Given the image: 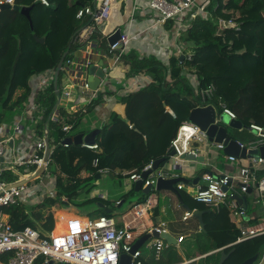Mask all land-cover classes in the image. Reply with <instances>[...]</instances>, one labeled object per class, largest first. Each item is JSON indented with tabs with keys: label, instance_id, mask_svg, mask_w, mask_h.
<instances>
[{
	"label": "trees",
	"instance_id": "16d2710c",
	"mask_svg": "<svg viewBox=\"0 0 264 264\" xmlns=\"http://www.w3.org/2000/svg\"><path fill=\"white\" fill-rule=\"evenodd\" d=\"M48 1L50 6L46 7L40 0H15V6L31 8L30 20L20 11L0 12V132L8 115L23 112L35 104L38 109L31 119V127L42 137L48 124L53 151L50 166L56 175L55 197H47L33 208L22 205L5 210L16 230L33 227L43 236L58 234L71 218L59 211L77 205H106L103 200L87 198L90 184L100 175V170H109V174L119 171L131 178L133 174L143 175L151 163L165 159L174 149L173 143L184 123L189 121L191 112L202 106L188 76L196 78L198 90L215 85V107L224 103L243 124L242 131H230L233 140L247 146L256 139L248 128L256 125L264 129V0H197L198 7L193 8V14L199 6L206 2L208 5L180 36L184 59L174 56L166 65L155 56H140L133 50L122 58L127 67L126 78L143 73L152 80L147 87L129 95L101 90L78 109L75 107L77 96L73 95L69 103L63 99L65 72L61 71L58 81L61 101L56 119L49 123V115L58 101L54 82L39 93L33 79L48 72L55 74L66 53L64 66L76 59L79 49L73 48V40L88 24L87 20H78L76 15L94 0ZM221 20H232L235 28L224 27ZM240 23H243L242 30L237 32ZM168 26L171 27V23ZM95 41L98 47L105 46L106 39L96 37ZM85 48L88 47H82ZM111 96H116L124 110L122 113L112 110L105 121L99 120L98 110L106 102L105 98ZM68 126L71 127L69 133L64 131ZM99 129V152L77 145L61 147L68 137L87 135ZM221 166L227 167L225 161H221ZM257 176L263 178L264 171ZM19 180L20 177L12 176L11 181ZM135 190L134 184L123 198H133ZM179 192L184 205L192 210L208 211L204 216L205 231L195 239L198 256L238 240L240 233L230 223L226 211L209 212L184 190ZM155 193L157 191L152 189L142 195L136 205L146 202ZM82 197L85 200L79 201ZM98 212L89 216L112 218L104 209L99 208ZM232 251L224 264H243L256 255L260 257L264 253V235L231 246L225 253ZM221 254L209 255L199 263L220 264ZM8 258L5 255L2 261L7 263ZM35 264H44V261L39 259Z\"/></svg>",
	"mask_w": 264,
	"mask_h": 264
},
{
	"label": "built area",
	"instance_id": "2783aa9c",
	"mask_svg": "<svg viewBox=\"0 0 264 264\" xmlns=\"http://www.w3.org/2000/svg\"><path fill=\"white\" fill-rule=\"evenodd\" d=\"M117 1L94 0L92 5L82 7L77 12L76 18L78 20H87L88 24L74 38L73 48L84 51L93 48L98 44L95 41L96 37H102L108 41V38L117 31V29L111 32L108 31ZM40 2L46 7L50 6L48 0H40ZM4 5L15 6V0H0V6ZM207 5L208 2L203 6H199L193 14V8L198 7L197 0H150L147 6L148 13L155 15V17L152 19V24L141 32L135 31L137 14L136 8H134L133 13L118 28L121 30L120 39L113 45L108 43L107 52L112 57L113 62L105 68L106 78L102 81L100 89L96 92L91 91L88 84V76L86 73H82L84 69L87 71L92 62L88 61L87 65L80 67V64L75 60L68 61L62 67V71L65 72V80L68 78L67 84L63 87L65 98L70 100L75 89L77 93L91 92L90 100L95 98L99 91H105L104 85L111 78V71L123 64L122 58L131 51V46L142 34L145 32H157L160 27L171 23L175 39L180 41V36L188 29L191 20L203 13ZM227 22L233 24L232 20ZM221 23L224 26L226 21L221 20ZM83 46L88 48L82 49ZM176 47H178V51H181L182 43L180 42ZM162 52H164V49L158 51L157 54L160 55ZM165 52H167L166 49ZM189 60H191L190 57ZM81 74L84 77H80ZM188 77L196 87V95L200 98L201 107L213 106L215 108L217 124H220L222 114L227 115L230 121L238 120L235 113L227 108L224 103H220L219 107H215L213 103L217 91L215 85H211L205 90H198L199 83L196 78L193 76ZM54 78L55 74L53 72L35 77L33 83L36 91L40 93L46 89L48 85L54 82ZM151 82L152 80L143 73L129 77L126 80L123 92L129 95L147 87ZM37 109L38 107L34 104L33 106H28L24 111L33 118ZM54 119L55 117L52 120ZM22 120L23 118L20 117L18 124L15 126V132L20 135V141H16L14 134L6 126H3L0 132V160L3 159L0 161V264H35L39 259H43L44 264H120L121 256L130 254L133 251L138 238L154 233L158 237H153L154 244L151 249L154 250L155 259L159 260L161 253L168 247L167 242L161 236L167 234L168 231L166 223L158 225L146 224V221L151 219L155 207L150 199L144 203L132 206L123 213L121 216L122 225H119L113 218L106 216L96 218L73 216L67 222L66 231L58 235H54L53 232L48 236H43L33 227H25L22 230L14 228L9 215L5 211L7 208L37 205L44 198L55 197L56 195V178L45 175L50 164L49 162L48 165H45L47 149L45 137L46 135L49 137L48 124L42 137H38L34 131L32 139L28 141L24 137L25 129L22 127ZM184 126L193 129V134L186 143L185 154L194 155L196 158L204 157L206 160L207 156H214V152L225 150L223 143L210 141L207 132L202 131L201 128L190 121L185 122ZM243 129L244 126L239 131ZM70 130L71 127L69 126L64 128L67 133ZM248 130L256 139L247 146L238 141L241 148L246 149L247 153L264 146V137L261 135L264 129L260 126L252 125ZM82 147L95 152L100 151L97 140L94 145L83 144ZM173 159L169 170H178L179 166L183 170V165L178 164L180 161L183 163L185 160H182L178 154ZM226 159L231 165L237 167V171L233 174H223L217 177L206 174L204 176L206 185L194 187L190 190V195L195 202L205 205L212 211L220 213L222 210H228L234 218L242 221L247 216V210L233 197L242 198L252 190L257 202L264 198V177L258 178L257 176L258 172L264 171V159H255L254 157L241 159L229 155L226 156ZM209 160H213V158L210 159L208 157ZM244 161L251 162V166L244 165ZM95 165H97V161ZM152 168L153 163L146 167L143 172L150 171ZM41 169L44 170L40 176L27 182ZM28 172L30 174H27ZM99 174H109V170H100ZM13 175L20 177V180L11 182ZM167 175L168 173L163 168L153 171L148 179L144 181V187H154L159 178H166ZM142 179L140 174L131 175V180L133 181L138 182ZM48 180L53 186H51L50 193L43 197L38 193V186L34 188L30 185V183L35 181H39V184L43 185ZM183 189V185L178 186V190ZM100 198L104 199L106 197L100 195ZM28 213H30L29 210ZM192 217L193 211L186 212L184 220ZM238 228L240 235L232 246L264 235V225L239 226L238 224ZM182 241L183 237L178 239V243ZM5 255L9 256L7 263L2 261ZM132 264H145L141 249L137 250L133 255ZM255 264H264V253Z\"/></svg>",
	"mask_w": 264,
	"mask_h": 264
},
{
	"label": "crops",
	"instance_id": "0c3cea01",
	"mask_svg": "<svg viewBox=\"0 0 264 264\" xmlns=\"http://www.w3.org/2000/svg\"><path fill=\"white\" fill-rule=\"evenodd\" d=\"M149 1L150 0H138L136 2V0H118L117 3L115 4V9L113 12V16L116 18V23L110 21L108 29L114 27L113 30L114 29L118 30L120 25H122L124 21L128 19V16L133 13L134 8H136L135 11L137 14L135 31L141 32L144 29L148 28L153 22L152 19H154L155 17V15L148 13L147 6H148ZM177 44H180V41H177L175 39V36L172 32L171 27L166 25L164 27H160L157 32L156 31L145 32L144 34H142L131 46V51L132 50L136 51L137 53L140 54V56H155L159 58L161 61H163L164 64L169 65V62L172 57L184 55L183 54L184 45L182 44L181 51H178V47H176ZM162 49H164V52L158 55L157 54L158 51H161ZM165 49L167 50V52H165ZM107 51H108V41L106 39V43L104 47L100 48L98 47V44H97V46H94L93 48L87 49L85 51L84 50L77 51L75 61H77V63L80 64L79 65L80 67L87 65L86 63L88 61L92 62V64L94 65H98L99 62L103 61L104 67L106 68L110 66L113 62L112 57L108 55ZM126 69L127 67L125 65L123 64L120 65V68H118V70L120 71L124 79L122 78L120 80H117L111 77L105 82V85H104L105 91L109 89V91L114 92V93L116 92L117 94L123 93L126 80H127L124 74ZM83 71L82 73H86L87 75L86 70L84 69ZM82 76L83 74L80 75V77ZM67 82H68V78H66V80L64 81L63 87H65ZM113 84H122V87L119 90H116L115 88L111 87ZM73 95L77 96L75 99V105H76L75 107H77L78 109L83 108L90 101V98H91L90 92L77 93L76 89L73 91ZM63 99L66 101V103L70 102V100H67L65 98V95H63ZM105 99H106V102L98 110L99 120H102V121H105L108 114L112 110L118 111L119 113H122L124 110V107L118 102V99L116 98V96L106 97ZM57 109H59V106ZM21 113L22 114L20 117L23 118V121H26L25 124L22 123L23 124L22 127H24L25 129L24 137L26 140L29 141L32 139V136L34 133V130L31 127L32 117L30 114H27L25 111ZM54 117L56 119V113ZM229 129H228V133L230 135ZM96 140H98V137ZM226 156L227 154L225 153V151H218V152H214V156L212 155L207 156L206 160H203V158L200 157L202 161L185 160L183 163L180 161L178 165L182 164L183 170L170 171L169 168L167 169L163 168V169L166 173H168V175L166 176L167 179L185 178L191 181L189 184L179 183L176 186L178 188L179 185H183L184 186L183 190L187 194L190 195V190L193 189L194 187L206 185L204 176L207 173H210L211 175L214 174L213 176L217 177L223 174H233L234 172L237 171V167H234L229 162H227ZM208 157L210 159L213 158V160L208 161ZM173 160H174L173 158H170L168 162V167L170 166L171 162H173ZM221 161H225V163L227 164L226 168H223L221 166ZM217 163H219L220 166L217 165ZM244 165L251 166V162L244 161ZM109 175L113 176L116 180H119L122 178H128L125 176L126 173L121 174L119 171H116L115 173L109 174ZM95 180L100 181L101 176L99 178H96ZM130 181L133 182L135 185L137 184V181H133L131 180V178H130ZM117 185L118 183H114V186H117ZM131 188L128 189V186L125 183L124 185H120V187H117L116 189L112 191L111 193L112 200H107V198H104V199L100 198V195H104V194H99V196H94V195H91V197L89 196V199L97 198L99 200L105 201L106 205H104L103 203H98L97 205H91L89 206L90 207L89 212L85 214L83 213L84 215H81L79 217L89 218L90 217L89 215L91 214L100 213L98 212V209L101 208L99 204H103L106 208H110L113 213L114 209L109 204L115 203V205H117L119 208L122 207L125 201L127 200V198H123V197L130 191ZM144 188L147 189L148 187H144V184H143L142 190ZM152 189L156 191L155 186L152 187ZM142 190L141 191L135 190L136 195L132 198V201L129 204L130 208L136 205L138 199L142 197V195L138 194L142 192ZM250 192H251L250 194L245 195L247 197V204H244L243 207L247 210V216L242 221L234 218L228 210H223L228 213L230 223L234 225L238 231H239L238 224L239 226L241 225H244V226L245 225H248V226L264 225V198L260 202H257L255 199L254 192L252 190H250ZM149 199L153 201L155 207H154L151 219H148L146 221V224L147 225H151V224L158 225L160 223H166L167 231H168L167 234L172 236L176 244L171 245L167 243L168 247H166L164 251L161 253V257L159 260L155 259L154 253L152 254L150 252V254L147 253V255H145L141 247L140 249L143 253V259L145 261V264H146V261L151 262V264H193V263L200 264L199 261L201 259H204L207 256L212 255V254L225 252L227 248L231 247L234 244L232 243L221 249L209 252L206 255L198 256V250L194 246L195 239L197 235L199 236L200 232L205 231V230H202L199 220L194 217L188 220H184V215L186 212H188L184 208V206H187V205H184V203L181 201V199H179V197L176 194L172 192H166V191L164 192L157 191V193L153 194ZM84 200L85 198L82 197L79 201H84ZM118 202H120V204H118ZM130 208H128V210ZM206 208L209 210V212H212L210 208L208 207ZM196 210H200V209H196ZM196 210H192V211L194 212ZM126 211H124L123 213H125ZM59 212L61 214L64 213L63 210ZM204 212L206 214L208 211H204ZM70 214L73 216H76V214H72V213ZM204 216H203V220H204ZM56 223H57V218H56ZM118 224L122 225L121 222ZM185 224H186V227L184 226ZM183 229H186V230L183 231ZM181 237H183L184 239L181 243H178V239ZM140 238H138V240Z\"/></svg>",
	"mask_w": 264,
	"mask_h": 264
},
{
	"label": "water",
	"instance_id": "95a60500",
	"mask_svg": "<svg viewBox=\"0 0 264 264\" xmlns=\"http://www.w3.org/2000/svg\"><path fill=\"white\" fill-rule=\"evenodd\" d=\"M11 9L16 10V11H20L29 20L31 19L30 18L31 8H20L18 6H10V5L0 6V12L5 11V10H11ZM31 25H32V23H31ZM224 26L226 28L227 27L235 28L234 24H230L228 22H226L224 24ZM120 36H121V30L118 29L113 35H111L108 38V43L110 45L115 44L120 39ZM38 41L43 43L44 39H38ZM66 57H67V53L63 56L60 64L58 65L57 71L55 73L54 88L56 91L58 101L54 107L53 112L49 115L48 123L53 119V117L56 113V110L59 106V103L61 101V93H60V90L58 88V81H59V76H60V73L62 71V67L64 65ZM181 58L184 59V56H182ZM86 72H87V76H88V84H89L90 90L93 92L98 91L100 89V86L102 85V81L105 80V78H106L104 62L101 61V62H99L98 65H94V64L90 65L87 68ZM216 118H217V112L213 106L198 107L191 112L189 121L192 124H195L196 126L201 128L202 131H206L210 141H214L216 143H223L225 145L224 151L227 155L235 156L236 158H241V159H246L247 157H254L255 159H258V158L264 159V146L260 147V149H258V150H253V151H250L249 153H247L246 149L241 148L238 141L233 140L230 137V135L228 133L229 128L237 129V130H240L243 128V124L240 121H238V120L237 121H230V119L228 118L227 115L222 114L221 115V122H220V124H217ZM101 129L94 130L93 132H91L87 135L80 134V135H77L75 137H68L67 139H65L62 142L61 147H69L71 145L82 146L83 144L94 145L96 143L97 137L100 135ZM192 134H193V129H191L190 127L184 126L180 129L178 138L174 142V149L168 154V156L165 159L154 162L152 170L143 173V175H142L143 179L138 181L136 184V191L142 190L144 181L148 179L149 175H151L153 171L158 170L160 168V166L166 162L167 159L173 158L177 154L181 156L182 160L202 161V159L196 158L194 155L185 154L187 140L191 137ZM261 135L264 137V131ZM45 140H46V144H47L46 155H45V165H48L50 160H51V155H52L53 151H52L51 146H50V139H49L48 135H46ZM202 158H203V160H205L204 157H202ZM2 160L3 159H1L0 161H2ZM43 170L44 169H41L38 173H36V175L34 177L27 180V182L31 181L33 178H35L37 176H40L41 173L43 172ZM178 170H182V167L179 166ZM99 177H100V175L97 176V178H99ZM190 182L191 181H189L188 179H185V178H170V179L159 178L156 181L155 188H156V191H158V192H164V191L172 192V193L176 194L179 197V199H181L180 192L176 186L179 183L189 184ZM150 190H152L151 186L147 188V191L145 192V194L149 193ZM250 193L251 192H249L248 194H250ZM233 198L236 201H238L239 204H241V205L247 204V197L246 196H244L242 198L235 196ZM99 206L102 209H104L107 214L112 215V210L110 208H106L103 204H99ZM184 208L188 212L192 211V209L189 208L188 206H184ZM204 214H205V212L200 211V210H196L193 212V217L199 220L202 230H205V224H204V220H203ZM153 237H158V235L156 233H154V234H146V235L142 236L135 243V245L133 247V251L130 254H126V255L121 256L120 264H132V257L135 254V252L137 250H139L141 247H143L145 245V243L149 239H152ZM161 237L168 244H171V245L176 244V242L174 241L172 236L169 234H163ZM232 253H233V251L230 252L229 254L222 252L220 264H224L225 261L229 258V256ZM258 258H259V255H256L255 257L247 260L243 264H255L256 261L258 260Z\"/></svg>",
	"mask_w": 264,
	"mask_h": 264
},
{
	"label": "rangeland",
	"instance_id": "374dc122",
	"mask_svg": "<svg viewBox=\"0 0 264 264\" xmlns=\"http://www.w3.org/2000/svg\"><path fill=\"white\" fill-rule=\"evenodd\" d=\"M110 21L116 23V18L112 15ZM242 25H243V23L239 24V27L236 30L237 32H240L242 30ZM113 28H110L109 31H112ZM118 68H120V66H117L114 70L111 71V77L113 79H117V80H120L122 78L124 79V77L121 75ZM111 87L115 88L116 90H119L122 87V84H113ZM90 96H91V92H90ZM20 116H21L20 111L13 112L12 114L7 116L6 122L4 124L6 126V128H8L10 130V132L12 134H14L17 142L20 141L21 138H20V135L16 134L15 126L18 124ZM21 123L25 124L26 121L22 120ZM229 130L232 131L231 128ZM169 167H168V163L164 166L165 169H167ZM54 172L55 171L53 170V167L50 166V164H49L47 172L45 173V175L48 177H55L56 175ZM27 174H30V172H28ZM86 176L87 175H84V177H86ZM114 183H118V185L114 186ZM124 183L128 186V189L133 187V185H134V183L130 181V178H122V179L116 180L113 176H111L109 174L101 175L100 181L95 180V181H92V183L90 184L91 191H90V194L88 195V198H89V196L91 197V195L99 196V194H104V196L107 198V200H112V195H111L112 191L114 189H116L117 187H120V185H124ZM30 185L34 188H36V186H38V193H39V195H41V197H43L46 194H49L51 191L50 190L51 186H53L49 180L46 181V183H44L43 185L39 184V181H35L33 183H30ZM40 186H41V188H40ZM146 191H147V189L144 188L142 190V192H140L138 194L144 195ZM131 201H132V198L127 199L125 201L124 205L120 208L117 205H115V203L109 204L114 209V212L112 213V218L117 223L121 222V214H123L124 211H126V210H128V208H130L129 204ZM77 206H71L68 209L63 210V211H64V213L69 214V215H71L70 213H72V214H76V216H81V215H84L85 213H88L90 210L89 206H80V205H77ZM32 208H33V206H32ZM57 213H56V216H57ZM71 217H73V215H71ZM92 217L93 216H90L89 218H92ZM68 220L69 219H67L66 221L68 222ZM184 226L186 227V224ZM185 230L186 229H183V231H185ZM65 231H66V225L63 226L61 231H58V232L63 233ZM153 244H154V241L152 238V239H149L145 243V245L142 247V251L144 252L145 255H147V253L150 254V252L152 254L154 253V250L151 249ZM146 264H151V262L146 261Z\"/></svg>",
	"mask_w": 264,
	"mask_h": 264
},
{
	"label": "bare ground",
	"instance_id": "6f19581e",
	"mask_svg": "<svg viewBox=\"0 0 264 264\" xmlns=\"http://www.w3.org/2000/svg\"><path fill=\"white\" fill-rule=\"evenodd\" d=\"M11 182H16V181H11ZM58 234H60V233H58ZM58 234H55V235H58Z\"/></svg>",
	"mask_w": 264,
	"mask_h": 264
}]
</instances>
